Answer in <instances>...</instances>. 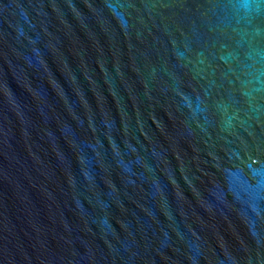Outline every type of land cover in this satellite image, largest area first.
<instances>
[{
	"label": "water",
	"instance_id": "95a60500",
	"mask_svg": "<svg viewBox=\"0 0 264 264\" xmlns=\"http://www.w3.org/2000/svg\"><path fill=\"white\" fill-rule=\"evenodd\" d=\"M0 264H264V0H0Z\"/></svg>",
	"mask_w": 264,
	"mask_h": 264
}]
</instances>
